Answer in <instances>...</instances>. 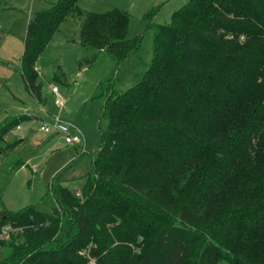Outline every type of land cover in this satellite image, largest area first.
<instances>
[{"label": "trees", "instance_id": "16d2710c", "mask_svg": "<svg viewBox=\"0 0 264 264\" xmlns=\"http://www.w3.org/2000/svg\"><path fill=\"white\" fill-rule=\"evenodd\" d=\"M79 1L55 0L26 24L20 73L40 105L35 63L70 15L82 17L78 41L118 63L139 46L127 11ZM154 10L145 72L102 97L81 196L51 183L50 213L0 198V227H22L0 240V264H264V0H188L160 23ZM27 119L5 117L0 144L12 149L7 134Z\"/></svg>", "mask_w": 264, "mask_h": 264}, {"label": "rangeland", "instance_id": "374dc122", "mask_svg": "<svg viewBox=\"0 0 264 264\" xmlns=\"http://www.w3.org/2000/svg\"><path fill=\"white\" fill-rule=\"evenodd\" d=\"M5 1L25 4L22 12L43 3L42 0H0V8L4 7L0 9V122L7 116L27 111L25 115L29 119L20 123L23 125L21 131L28 127L32 134L12 140L14 145L10 150L0 144L3 149L0 150V198L11 210L34 204L42 212L50 213L55 202L49 185L61 183L74 191L82 186L85 174L91 169V160L106 125L100 113L102 97L110 90L109 86L116 91L131 88L152 58V31L145 30V13L156 9L151 21L166 22L171 13L188 0H80L79 4L89 11L101 12L114 7L127 11L130 18L126 38L140 35L139 46L118 63L111 53L82 45L78 41L82 17L70 15L66 23L59 24L35 63L38 79L45 90L41 105L24 86L20 73L23 47L10 36L8 28L14 20L17 31L23 13L6 9ZM51 85L59 87L65 98L64 105L53 104L49 92ZM49 116H58L73 125L70 131L77 132L81 142L66 144L61 135L40 131V122ZM15 129L8 132V143L17 136H14ZM52 135L54 137L49 138ZM16 232L19 230L13 231L12 236ZM0 240L7 244L11 238L0 235ZM134 249L138 252V247ZM5 252L4 246L0 247V258Z\"/></svg>", "mask_w": 264, "mask_h": 264}, {"label": "built area", "instance_id": "2783aa9c", "mask_svg": "<svg viewBox=\"0 0 264 264\" xmlns=\"http://www.w3.org/2000/svg\"><path fill=\"white\" fill-rule=\"evenodd\" d=\"M49 92L52 94V102L55 106H62L65 103V98L60 91L57 85H51L49 88ZM16 127H19L18 125ZM40 131L51 133L55 135H61L66 144L80 143L81 138L80 135L73 131L71 133L70 130L74 128L73 125L68 124L66 121L62 120L60 117H51L42 119L40 122V126L38 127ZM74 192L77 196H81V192L79 189H75ZM15 230L22 231V227L20 226H12L11 224H6L0 227V235L6 236V238ZM8 235V236H7ZM91 263V262H90Z\"/></svg>", "mask_w": 264, "mask_h": 264}, {"label": "crops", "instance_id": "0c3cea01", "mask_svg": "<svg viewBox=\"0 0 264 264\" xmlns=\"http://www.w3.org/2000/svg\"><path fill=\"white\" fill-rule=\"evenodd\" d=\"M43 1V3H39V5L37 6V7H35V8H29L28 10H26V11H24V12H22V10L21 9H23L24 8V6H25V4L24 5H22L21 3H20V1H17L16 3H13V2H11V1H5V3H6V9H10V10H12V11H17V12H22L23 13V21H22V23H21V26L18 28V30L16 31V29H15V27H14V20L13 21H11V23L8 25V28H9V31H10V36L13 38V39H15L17 42H19V46H20V44H21V47H23V38H24V34H25V32H26V24H27V22H28V20L30 19V17L33 15V13H34V11H37V10H39V9H42V8H47V7H49L52 3H54V1L55 0H47L48 1V3L46 4V2L44 1V0H42ZM79 3H80V1H79ZM79 6H80V8L82 9V10H87V8H83L82 6H81V4H79ZM0 9H4V7H1ZM87 11H89V10H87ZM91 11V10H90ZM69 18V17H68ZM68 18L66 19V20H64V22L66 23L67 22V20H68ZM60 27V26H59ZM59 29V28H58ZM80 30V29H79ZM7 31H8V29H7ZM54 36V35H53ZM22 51H23V48H22ZM39 59V58H38ZM44 92H45V90H44ZM40 108V107H39ZM28 110V109H27ZM22 114H27V111H25V112H22ZM32 115H34V116H36V117H38L39 115H36V114H32ZM19 127H16L17 129H15V133L16 134H14V136L15 135H17V136H15V138H12V139H9V142H11L12 140H15V139H23V138H25V136L26 135H32L31 133H30V128H28V127H25V130L24 131H21L22 130V124H20V125H18ZM54 136L52 135V136H49V138H53ZM52 143V142H51ZM25 163V162H24ZM21 168V167H20ZM77 189H80V188H77ZM2 199V198H1ZM5 205V204H4ZM5 207H6V205H5ZM7 208V207H6ZM9 209V208H8Z\"/></svg>", "mask_w": 264, "mask_h": 264}]
</instances>
